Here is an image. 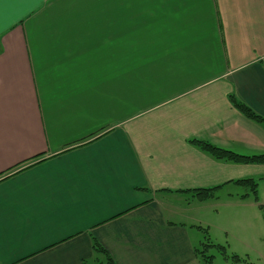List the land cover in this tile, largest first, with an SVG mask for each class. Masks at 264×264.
I'll return each instance as SVG.
<instances>
[{
	"label": "crops",
	"instance_id": "1",
	"mask_svg": "<svg viewBox=\"0 0 264 264\" xmlns=\"http://www.w3.org/2000/svg\"><path fill=\"white\" fill-rule=\"evenodd\" d=\"M229 96L264 119V0L0 9V264H96L93 241L115 264H200L201 213L224 190L250 209L235 182L264 181L190 142L264 155Z\"/></svg>",
	"mask_w": 264,
	"mask_h": 264
},
{
	"label": "rangeland",
	"instance_id": "2",
	"mask_svg": "<svg viewBox=\"0 0 264 264\" xmlns=\"http://www.w3.org/2000/svg\"><path fill=\"white\" fill-rule=\"evenodd\" d=\"M258 191V203L264 208V181L256 180ZM224 190L217 194L219 202L217 216L214 217L213 212L201 213L202 220L212 225L211 234H208L211 243L219 244L225 248L226 258L217 250L210 249L208 255L213 256V264H264V213L256 206H252L254 202L249 195L250 209L242 210L230 203V206L223 204L226 200V192ZM241 194L243 190H239ZM191 198H183L184 204L191 203ZM216 199H210L211 203H215ZM209 201V200H208ZM216 220V222H215ZM207 232L209 229L204 227ZM227 235L224 234V232ZM204 236V235H203ZM237 257L238 261H234L231 257Z\"/></svg>",
	"mask_w": 264,
	"mask_h": 264
},
{
	"label": "trees",
	"instance_id": "3",
	"mask_svg": "<svg viewBox=\"0 0 264 264\" xmlns=\"http://www.w3.org/2000/svg\"><path fill=\"white\" fill-rule=\"evenodd\" d=\"M229 103L235 108L239 113H241L246 119L254 121L259 124H264V119L255 114L247 106L239 102L234 96H229ZM193 145L198 147L201 151L208 153L213 158L219 161H227L235 164L244 165H264V155H251L242 156L231 151H227L218 147H215L207 142L202 141H190ZM236 185L243 186L248 189L249 195L252 196L255 203L258 204L259 210L263 211L264 208L258 203V191L257 183L253 179L240 180L235 182ZM218 188L213 189H200L194 190L193 197L200 202L207 200L216 199V192ZM202 231L203 241L198 249H195V256L200 264H213V256L208 255L210 249H217L225 258V248L221 245L213 244L208 238V232L206 229L197 227ZM93 251L98 255L103 257L102 261H98L96 264H115L109 254L97 243L93 241ZM234 261H238L237 257H231Z\"/></svg>",
	"mask_w": 264,
	"mask_h": 264
},
{
	"label": "snow or ice",
	"instance_id": "4",
	"mask_svg": "<svg viewBox=\"0 0 264 264\" xmlns=\"http://www.w3.org/2000/svg\"><path fill=\"white\" fill-rule=\"evenodd\" d=\"M23 2V0H0V9L12 4L13 6H18Z\"/></svg>",
	"mask_w": 264,
	"mask_h": 264
}]
</instances>
